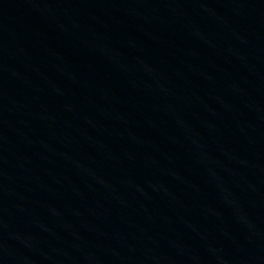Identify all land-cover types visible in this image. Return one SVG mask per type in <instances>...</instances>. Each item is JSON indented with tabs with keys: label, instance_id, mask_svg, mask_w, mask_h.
I'll return each instance as SVG.
<instances>
[{
	"label": "water",
	"instance_id": "1",
	"mask_svg": "<svg viewBox=\"0 0 264 264\" xmlns=\"http://www.w3.org/2000/svg\"><path fill=\"white\" fill-rule=\"evenodd\" d=\"M0 264H264V0H0Z\"/></svg>",
	"mask_w": 264,
	"mask_h": 264
}]
</instances>
